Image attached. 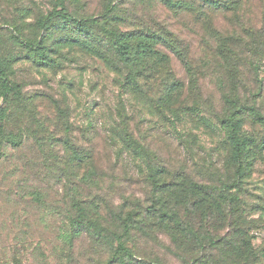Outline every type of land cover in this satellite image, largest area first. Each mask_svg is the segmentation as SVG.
<instances>
[{"label": "rangeland", "instance_id": "rangeland-1", "mask_svg": "<svg viewBox=\"0 0 264 264\" xmlns=\"http://www.w3.org/2000/svg\"><path fill=\"white\" fill-rule=\"evenodd\" d=\"M209 1L0 0V70L16 88L4 133L22 137L18 146L0 137V264H101L109 256L86 235L72 249L64 243L67 212L77 213L64 187L66 140L89 155L94 173L81 188L104 216L192 207L204 231L213 223L222 236L234 222L230 240L247 247L216 252L219 264H264V0H211L224 9ZM61 8L91 20L90 33L63 16L43 28ZM128 36L136 53L149 44L132 61L138 87L129 75L136 67L117 51ZM2 92L0 80V106ZM233 112L255 139L243 176L218 121ZM115 127L129 131L140 155ZM136 237L138 256L190 262L160 228Z\"/></svg>", "mask_w": 264, "mask_h": 264}, {"label": "trees", "instance_id": "trees-1", "mask_svg": "<svg viewBox=\"0 0 264 264\" xmlns=\"http://www.w3.org/2000/svg\"><path fill=\"white\" fill-rule=\"evenodd\" d=\"M209 6L212 9H224L223 7H225L211 0L209 1ZM59 16L71 19L81 33H90L87 30V26L91 20H79L72 16L66 8H61L49 14L43 21L42 27L45 29L49 28L53 20ZM131 39L128 36L123 41H119L117 51L126 67L129 69L136 67L129 75L134 74L135 78L131 83L134 87H138L137 77L141 75V72L138 68L139 64L132 61L134 60V56L139 51L143 52L149 44L141 43L136 48V53ZM70 43L80 46L85 50L94 51V49L84 42H80V40L71 39ZM25 45L32 50H38L41 49L43 43L41 41H25ZM0 80L3 82V92L1 93L3 105L0 106V131L3 134L0 137L3 138L4 143L18 146L22 143V137H17L12 132L4 133V126L7 127L12 118L14 119L13 115L8 114L7 106L11 102L14 92H16V88L8 73L4 70H0ZM218 121L221 126L226 128L227 141L231 148V159L237 165V172L243 176L245 174V171L243 172L244 157L249 151L250 146L255 144V139L249 136L243 129L239 112H233L230 116L218 118ZM112 133L121 139L125 147L131 148L135 154L139 153L140 155L141 145L133 139L128 130L123 129L120 131L115 127ZM65 145L69 160L66 164L64 187L68 193V199L71 202L69 204H71L72 210H77L76 215L70 210L67 212L64 243L70 249L74 247L76 239L86 235L101 253H108L109 256L106 259L104 258L105 260L101 264H162L158 259L150 260L138 256L134 248H132L139 241L136 237L137 235L147 236L150 231L158 228L163 233L169 235L172 241L177 243L179 247L184 246L182 249L189 255V264H219L216 261V252L227 250L238 251L241 254L243 249H247L239 241L234 242L230 240L236 229L234 222L230 220L228 226L230 232L222 236L215 234L218 228L213 227V223L211 224V228L209 226L208 230L204 231V225L199 223L198 220L192 219V215L195 213L189 210L192 207L186 208L185 211H177L176 208L158 211L156 208L147 206L138 209L132 208L126 210V212L123 208L115 213H111L110 217L104 216L97 199L85 195L81 188L82 183L89 186V180L93 177L94 173L89 155L77 150L70 140H66ZM229 199L228 205H232V199ZM100 200L104 201L103 199Z\"/></svg>", "mask_w": 264, "mask_h": 264}]
</instances>
